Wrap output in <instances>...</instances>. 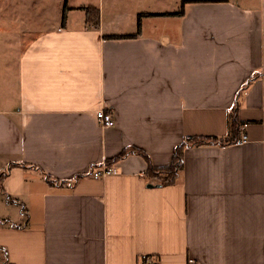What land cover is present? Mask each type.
I'll return each instance as SVG.
<instances>
[{
	"label": "crops",
	"instance_id": "crops-1",
	"mask_svg": "<svg viewBox=\"0 0 264 264\" xmlns=\"http://www.w3.org/2000/svg\"><path fill=\"white\" fill-rule=\"evenodd\" d=\"M171 1L0 0V36L34 38L0 110V264H264V0ZM235 105L249 141L188 146L173 184L131 151L169 166L185 138H225Z\"/></svg>",
	"mask_w": 264,
	"mask_h": 264
},
{
	"label": "trees",
	"instance_id": "trees-1",
	"mask_svg": "<svg viewBox=\"0 0 264 264\" xmlns=\"http://www.w3.org/2000/svg\"><path fill=\"white\" fill-rule=\"evenodd\" d=\"M205 2H219L222 0H202ZM67 8V4L65 5V9ZM87 12V22L90 23L94 28L100 27V10L97 7H89L86 8ZM184 14V4L180 12L176 13H165L163 16H171V15H183ZM145 16H152V14H139L138 16V32L134 35H105V38L110 39H127L136 37L141 29V20ZM64 19V18H63ZM242 126V122H240L238 118V106L235 105V108L232 112H230L228 119V135L225 138H218L216 136H194L185 138V140L180 143L174 150V155L172 159V163L166 167H156L152 164L150 157L147 153L140 148H132L131 151L137 153L142 156L147 164V176L149 178L158 179L162 185L173 184L176 179L179 177L180 173L184 169V151L188 146H203L207 144H221L224 146L234 145L235 142L240 137V129ZM129 149H125L119 155L108 160L107 164L109 166H113V163L122 159L127 153ZM6 176L5 174L0 175V187L2 186V182Z\"/></svg>",
	"mask_w": 264,
	"mask_h": 264
},
{
	"label": "rangeland",
	"instance_id": "rangeland-1",
	"mask_svg": "<svg viewBox=\"0 0 264 264\" xmlns=\"http://www.w3.org/2000/svg\"><path fill=\"white\" fill-rule=\"evenodd\" d=\"M86 1H89L88 3H91L96 0H71V5H86ZM166 2V5L162 8L164 9V11L172 12L178 11L180 9V6L177 7V5L172 4L171 0H166ZM71 16H73V20L83 22L84 11L82 8L74 9L73 12L71 11ZM76 23L77 21H75V24H73L71 20V22H69L68 24L70 26H78V23ZM128 25L129 22L128 24L123 22L124 27L127 26L126 28H128ZM166 28L167 31L171 30V28L168 26H166ZM32 39L34 38L0 36V110L12 109V107L16 104V99L19 96V57ZM176 40L177 37L172 36V42H175Z\"/></svg>",
	"mask_w": 264,
	"mask_h": 264
},
{
	"label": "built area",
	"instance_id": "built-area-1",
	"mask_svg": "<svg viewBox=\"0 0 264 264\" xmlns=\"http://www.w3.org/2000/svg\"><path fill=\"white\" fill-rule=\"evenodd\" d=\"M96 118L99 124L103 127H112L115 125V120L112 114L107 113L105 109H100L96 112ZM247 125L241 127L240 137L234 145L246 144L249 141V135L247 133ZM118 173L114 166H109L106 162L92 168L89 176L96 180L105 179L109 176L116 175ZM142 260L144 264H157L151 256H143Z\"/></svg>",
	"mask_w": 264,
	"mask_h": 264
},
{
	"label": "water",
	"instance_id": "water-1",
	"mask_svg": "<svg viewBox=\"0 0 264 264\" xmlns=\"http://www.w3.org/2000/svg\"><path fill=\"white\" fill-rule=\"evenodd\" d=\"M149 187H152V185L150 184Z\"/></svg>",
	"mask_w": 264,
	"mask_h": 264
}]
</instances>
